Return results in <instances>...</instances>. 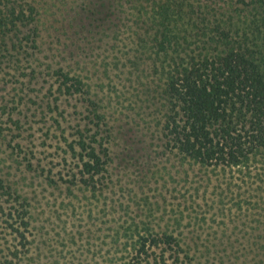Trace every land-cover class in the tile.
I'll return each instance as SVG.
<instances>
[{"label": "rangeland", "instance_id": "rangeland-1", "mask_svg": "<svg viewBox=\"0 0 264 264\" xmlns=\"http://www.w3.org/2000/svg\"><path fill=\"white\" fill-rule=\"evenodd\" d=\"M122 51L94 42L51 64H95L69 73L98 93L111 128L95 187L80 181L76 146L87 87L60 95L53 67L42 69L47 50L37 54L43 67L33 82L29 67L38 63L0 54V264H136L139 237L164 232L182 240L191 264H264L261 155L241 169L184 158L166 142L165 108L157 111L144 88L121 87ZM162 246L143 262L180 264L184 253L175 262Z\"/></svg>", "mask_w": 264, "mask_h": 264}, {"label": "trees", "instance_id": "trees-1", "mask_svg": "<svg viewBox=\"0 0 264 264\" xmlns=\"http://www.w3.org/2000/svg\"><path fill=\"white\" fill-rule=\"evenodd\" d=\"M73 35L79 43L72 50ZM94 42L120 44L128 63L121 87L144 88L157 111L165 108L166 142L184 158L238 169L258 155L264 160V0H0V54L38 63L29 67L33 82L43 67L37 54L47 50L50 63L42 69L53 67L60 95L87 87L88 122L76 146L80 181L92 187L107 171L111 128L98 93L69 73L95 64H51ZM137 243L136 264H150L141 257L160 245L161 254L171 250L178 262L184 253L180 264H191L171 233L140 236Z\"/></svg>", "mask_w": 264, "mask_h": 264}]
</instances>
